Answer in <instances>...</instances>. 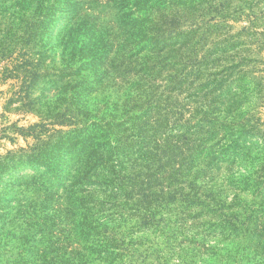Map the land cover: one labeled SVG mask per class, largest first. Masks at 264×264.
Listing matches in <instances>:
<instances>
[{
	"label": "trees",
	"instance_id": "trees-1",
	"mask_svg": "<svg viewBox=\"0 0 264 264\" xmlns=\"http://www.w3.org/2000/svg\"><path fill=\"white\" fill-rule=\"evenodd\" d=\"M2 1L0 59L28 44L4 69L20 81L9 103L30 108L42 84L69 96L54 118L71 128L0 160L4 170L24 158L38 184L50 182L41 187L78 197L83 244L58 264H193L214 236L232 244L220 264H264V0H157L145 16L132 11L142 31L122 71L129 97L91 109L73 79L90 62L84 45L66 41L56 60L40 37L60 0ZM56 153H74L79 168L61 167Z\"/></svg>",
	"mask_w": 264,
	"mask_h": 264
},
{
	"label": "rangeland",
	"instance_id": "rangeland-1",
	"mask_svg": "<svg viewBox=\"0 0 264 264\" xmlns=\"http://www.w3.org/2000/svg\"><path fill=\"white\" fill-rule=\"evenodd\" d=\"M2 2L0 0V4ZM157 4V0L58 2L57 18L51 21V27L40 37L44 44L53 46L49 53L56 60L66 41L78 47L84 45L86 56L82 57H88L90 62L73 79H83L77 89H80L79 97L88 103V108L100 102L109 105L120 103L129 97L126 88H131V83H128V77L122 76V71L126 67L125 61L132 48V41L142 31L139 27L141 22H132L131 13L134 11L145 16L146 11L152 10ZM24 12L27 15H23ZM30 12L29 9L20 11V15L25 16L22 24ZM12 46L7 48L9 60L0 59V160L11 153H30L32 149L42 147L57 130L66 131L72 127L58 124L54 118L66 106L69 97L62 94L63 90L59 87L55 91V85L53 88L38 85L34 96L39 99L30 108L22 107L17 102L9 103L19 92L20 81L17 78H4V69L19 63L28 44L17 42ZM91 49L93 56L90 59ZM147 54L146 51L140 56L146 57ZM261 57L264 58V52ZM261 68L264 69V66ZM51 72L56 71L51 69ZM261 75L264 76V73ZM140 76L146 77L144 74ZM57 79L56 76L49 77L47 83ZM38 108L42 109L41 113L34 110ZM260 111L264 119V107ZM75 142L73 149L76 150L81 142ZM74 155L69 153L60 156L56 153L51 159H58L61 167L66 165L72 172L74 167L78 169L80 166V163L73 161ZM17 161L0 170V264H58L61 256L57 255H62L70 248L81 250L83 244L79 234L78 197L69 193L63 196L61 185L41 187L50 182L47 180L44 184H38V177L32 167L24 162L26 160L23 158ZM211 242L214 245L210 251L203 257H197L193 264H220L219 259L232 247L227 241L220 242L216 236L212 237ZM242 243L246 245V241ZM164 255L167 256L165 252ZM56 256L57 259H54ZM66 258L64 255L61 261Z\"/></svg>",
	"mask_w": 264,
	"mask_h": 264
}]
</instances>
